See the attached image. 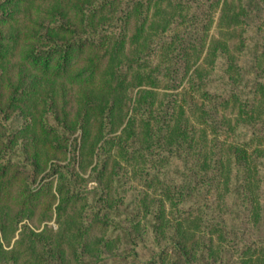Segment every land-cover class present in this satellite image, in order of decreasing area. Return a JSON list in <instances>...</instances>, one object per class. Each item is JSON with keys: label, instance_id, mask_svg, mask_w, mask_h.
Returning <instances> with one entry per match:
<instances>
[{"label": "trees", "instance_id": "trees-1", "mask_svg": "<svg viewBox=\"0 0 264 264\" xmlns=\"http://www.w3.org/2000/svg\"><path fill=\"white\" fill-rule=\"evenodd\" d=\"M0 264H264V0H0Z\"/></svg>", "mask_w": 264, "mask_h": 264}, {"label": "rangeland", "instance_id": "rangeland-1", "mask_svg": "<svg viewBox=\"0 0 264 264\" xmlns=\"http://www.w3.org/2000/svg\"><path fill=\"white\" fill-rule=\"evenodd\" d=\"M30 11L32 12L31 15H33V17H35V16L38 14L37 12H35V8H33V7L30 8ZM20 24H21V23H20ZM18 27H19V26H18ZM217 31H218L217 26H216L215 24H213V26H212V28H211V30H210V35H215V33H216ZM160 96H161V95H160V91H158V92H157V97H156V99H154V101H153L154 105H157ZM90 187H95V185L92 183V184H90ZM44 224H47L48 226L55 228V223H54L53 220H52V221H49V222H46V223H43L42 226H44ZM42 226H41V227H42ZM17 232H18V231H17ZM17 232L15 233L14 238H12V239L10 240V244H9V245L6 244V241H5V240H2V242H3V246H4L5 249H9V248L11 247V245L13 244V241L17 238ZM142 258L145 259L146 256L143 255Z\"/></svg>", "mask_w": 264, "mask_h": 264}]
</instances>
